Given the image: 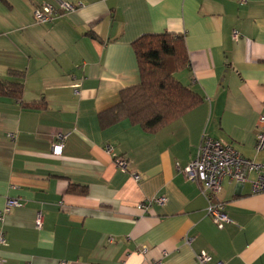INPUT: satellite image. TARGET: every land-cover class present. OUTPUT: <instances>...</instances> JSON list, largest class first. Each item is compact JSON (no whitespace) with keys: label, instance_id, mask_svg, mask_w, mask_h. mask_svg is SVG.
Wrapping results in <instances>:
<instances>
[{"label":"crops","instance_id":"0c3cea01","mask_svg":"<svg viewBox=\"0 0 264 264\" xmlns=\"http://www.w3.org/2000/svg\"><path fill=\"white\" fill-rule=\"evenodd\" d=\"M44 1L0 0V78L23 82L21 98L0 96V210L23 202L0 222L1 264H200L201 251L210 264H264V192L225 179L231 222L219 228L182 172L205 135L264 164V0H66L83 6L38 23ZM165 31L184 36L190 64L175 76L204 102L154 134L129 119L102 127L99 114L141 81L133 41ZM35 101L46 107H23ZM159 195L164 204L138 207Z\"/></svg>","mask_w":264,"mask_h":264},{"label":"trees","instance_id":"16d2710c","mask_svg":"<svg viewBox=\"0 0 264 264\" xmlns=\"http://www.w3.org/2000/svg\"><path fill=\"white\" fill-rule=\"evenodd\" d=\"M136 53L141 81L124 88L120 102L99 114L102 127L129 119L147 133L154 134L187 112L199 106L204 99L185 86L176 73L190 64L183 35L168 31L146 33L132 43ZM10 77L23 79L25 72L10 69ZM23 82L0 78V96L21 98ZM28 109L46 107L44 101L24 103ZM78 190L71 185L70 191Z\"/></svg>","mask_w":264,"mask_h":264},{"label":"built area","instance_id":"2783aa9c","mask_svg":"<svg viewBox=\"0 0 264 264\" xmlns=\"http://www.w3.org/2000/svg\"><path fill=\"white\" fill-rule=\"evenodd\" d=\"M246 1L241 0L242 3ZM82 6V2L72 3L66 0L44 1L35 8L34 18L38 23H52L59 16L72 12ZM239 37V31L234 30L233 38L237 39ZM9 137L13 139L14 135L9 134ZM67 138L68 133L61 131L53 134V155L62 156ZM112 149L110 145L106 147L107 152H111ZM255 149L257 151L264 149V114H261L259 117ZM114 162L120 169L128 170L129 168V160L126 156L117 157ZM182 172L186 179L198 183L202 193L209 199L207 214L219 228H223L225 224L231 222V218L226 212L225 203L218 198L219 193L223 189L225 179H229L242 186L250 182L253 193L264 192V164L244 156L233 146L224 144L219 139L207 135L204 136L196 155L182 169ZM253 173L256 174V177L251 179L250 175ZM133 176L136 180L140 179L139 174H133ZM166 201L167 198L165 196L159 195L141 202L138 207L147 211L154 204L161 205ZM22 205L21 199L9 198L5 208L0 210V222L3 221L4 215L9 213L14 207ZM36 226L38 228H42L43 226V215L41 212L37 213ZM6 241V235L0 229V245H4ZM187 242L190 243L191 239L188 238ZM196 259L200 264H210L213 261L212 256L206 251L196 253ZM151 264L165 263L158 260L151 262ZM213 264L224 263L218 261Z\"/></svg>","mask_w":264,"mask_h":264}]
</instances>
